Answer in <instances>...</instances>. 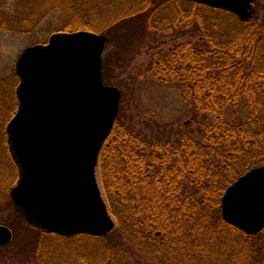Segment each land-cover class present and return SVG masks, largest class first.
<instances>
[{
    "label": "trees",
    "instance_id": "16d2710c",
    "mask_svg": "<svg viewBox=\"0 0 264 264\" xmlns=\"http://www.w3.org/2000/svg\"><path fill=\"white\" fill-rule=\"evenodd\" d=\"M22 1L14 0L11 9L0 1V31L28 33L50 11L67 13L79 2L83 9L86 0H34L20 21ZM90 2L93 13L105 15V0ZM128 7L109 19L114 32L142 28L197 41L153 54L131 71L129 63L119 64L126 78L115 86L125 97L142 81L156 82L178 91L190 119H207L175 130L149 111L126 116L123 100L98 164L115 229L104 237L32 230L65 246L85 243L82 250L90 249L76 255L77 264H264V230L249 236L221 216L225 190L264 166V16L252 8L242 22L231 12L185 0H134ZM26 18L32 22L27 27ZM3 112L0 103V120ZM4 137L0 133V153L8 155ZM3 170L0 165V205L12 204L13 183L7 187ZM43 241L18 244L9 260L54 264Z\"/></svg>",
    "mask_w": 264,
    "mask_h": 264
},
{
    "label": "water",
    "instance_id": "95a60500",
    "mask_svg": "<svg viewBox=\"0 0 264 264\" xmlns=\"http://www.w3.org/2000/svg\"><path fill=\"white\" fill-rule=\"evenodd\" d=\"M188 1L247 22L254 0ZM106 42L105 36L89 31L59 32L16 59L17 107L6 125V142L18 179L9 195L33 229L92 237L115 229L97 178L100 150L121 101L120 91L102 81ZM221 216L249 236L264 230V166L225 190ZM11 240V231L0 226V247Z\"/></svg>",
    "mask_w": 264,
    "mask_h": 264
},
{
    "label": "rangeland",
    "instance_id": "374dc122",
    "mask_svg": "<svg viewBox=\"0 0 264 264\" xmlns=\"http://www.w3.org/2000/svg\"><path fill=\"white\" fill-rule=\"evenodd\" d=\"M0 1L7 9H11L14 4V0ZM33 1L34 0H23L21 5H19L17 16H19L20 21L23 14L27 16L31 13L29 9L32 8L31 4ZM53 1L54 0H51V2ZM86 1H84L85 4L83 5V9H81V5L79 4L82 2L78 1L79 7L73 6L72 9L66 7L67 13L64 11L62 12L61 10L50 11L37 23V25H35V27H33L32 31L28 33L16 34L0 31V103H2V106L4 107V112L0 120L2 123V126H0V133H2V136H5L4 139L7 150L6 125L15 113L17 106L15 88L18 84V78L15 75L14 66L18 55L24 49L38 44H45L52 34L59 32L72 33L77 31H89L103 35L107 38V42L103 51L104 67L102 69V78L106 85L116 87V84L121 83L126 78V75L121 73L119 64L129 63V71H131L132 68L134 69L138 66L145 65L153 54L161 51L164 52L180 43L197 41L196 39L192 40L181 35L179 37L171 35L164 36L163 33L154 35L143 31L142 28L135 29L133 31L127 30V32L126 30L114 32L115 29H113L114 27L111 28L109 19H111L112 16L113 18L118 16L123 10L124 11L122 13H126L129 9V7L126 8V6H130L131 2H134V0H105L106 2L101 3V5H105L107 11L104 12L105 15L102 17L93 13L92 7L94 4H90V0ZM252 5V8L260 10V16H264V0H255V3ZM82 10H84V12H82ZM91 11L93 14L89 13V15H87V13ZM25 20V27L32 24V22L27 20V18ZM85 24H94L95 27L98 28L97 30L101 31L94 32L87 30L83 26ZM130 47L131 49L129 50ZM117 89L120 90V92H123L122 88ZM123 100L125 102L124 111L126 116L135 110H139L141 113L149 111L152 113V117L159 124L172 126L175 130L187 127L194 129L196 128L197 123H205V120L207 119V117L204 116H199L197 120L190 119L185 112V108L182 104L178 91L171 88L168 89L153 81L146 80L140 82L135 92L133 91L132 93V91H127V95L125 97L121 94V107ZM121 107H119V111ZM122 118L124 117L122 116ZM7 152L8 155H4L3 152L0 153V165L2 168L4 166V170L2 172H4L6 176L5 183L7 187L12 181V188L17 182L18 175L16 166L9 154V151ZM15 175L16 177H14ZM97 178L104 200L108 206L103 192L99 167L97 168ZM112 218L115 221L113 216ZM0 226L7 227L12 234L11 242L3 248H0V264H13L9 260L8 256L10 257L14 248L18 244L22 245L30 238H40L41 241L46 240V242L43 241L47 248L46 254L49 255V258L51 257L54 264H77L76 255L82 251H89L90 249L88 248L87 250H82L85 243H82V246L78 245L77 247H72L68 246V243L65 242L66 247L64 244H61L62 242H57L56 240L47 241L46 237L41 239L42 235L40 236L38 232L32 230V228L29 227L16 213L13 204H10L8 201H3L0 205ZM57 247L62 249L58 250ZM28 260L29 259L23 260L22 264H31L26 262Z\"/></svg>",
    "mask_w": 264,
    "mask_h": 264
}]
</instances>
